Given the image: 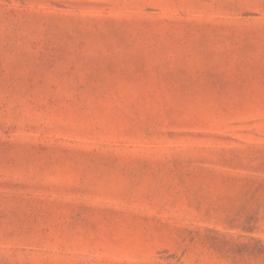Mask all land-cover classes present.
<instances>
[{
    "label": "rangeland",
    "instance_id": "rangeland-1",
    "mask_svg": "<svg viewBox=\"0 0 264 264\" xmlns=\"http://www.w3.org/2000/svg\"><path fill=\"white\" fill-rule=\"evenodd\" d=\"M0 264H264V0H0Z\"/></svg>",
    "mask_w": 264,
    "mask_h": 264
}]
</instances>
